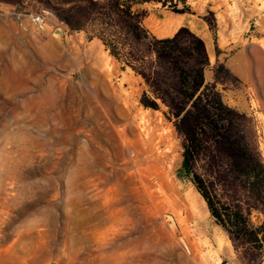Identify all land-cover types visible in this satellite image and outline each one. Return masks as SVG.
<instances>
[{
	"label": "rangeland",
	"instance_id": "obj_1",
	"mask_svg": "<svg viewBox=\"0 0 264 264\" xmlns=\"http://www.w3.org/2000/svg\"><path fill=\"white\" fill-rule=\"evenodd\" d=\"M111 1L0 0V264H199L177 221L189 210L186 198L205 226V237L223 240L208 264H264V187H246L239 171L248 159L264 164V0H187L222 46L235 44L228 55L250 61L242 75L219 63L215 76L225 89L242 90L253 116L235 110L242 116L225 124L226 138L205 144L193 165L234 235L212 216L182 167L184 138L177 119L160 100L159 110L141 104L144 94L152 97L149 86L126 66L128 60L148 75L160 74V86L168 89L171 73L169 66L156 67L153 35L133 33L148 10L131 8L128 14ZM131 1L137 0L119 2ZM138 1L164 6V0ZM31 13L52 22L39 30L26 17ZM180 38L191 42L186 34ZM97 40L100 47L93 43ZM113 49L119 59L111 55ZM95 63L123 91L122 101L111 108L91 90ZM126 106L145 115L157 135L171 136L160 148L171 156L178 198L175 206L148 212L139 228L122 217L109 219L106 205L115 180L130 172L118 135L129 121ZM244 142L248 157L240 155ZM235 213L242 219L233 225L229 216Z\"/></svg>",
	"mask_w": 264,
	"mask_h": 264
},
{
	"label": "trees",
	"instance_id": "obj_2",
	"mask_svg": "<svg viewBox=\"0 0 264 264\" xmlns=\"http://www.w3.org/2000/svg\"><path fill=\"white\" fill-rule=\"evenodd\" d=\"M119 1H111L113 8L117 11L126 10L130 14L134 2L131 1L128 6H125ZM163 3L164 5L169 4L171 10L177 14L192 13L187 0H177V2L164 0ZM179 4H182L183 7L179 8ZM67 23L72 30L79 29L72 25V22L67 21ZM133 27V33L138 38L151 37L149 32L143 28L142 22ZM182 34H186L191 42L185 44L180 38ZM151 38L154 40L152 52L155 54L157 69L165 70L169 66L171 76L168 79L169 83H165L168 89L164 90L158 81V78L161 77L160 74H156L154 77L148 75L143 69L134 68L127 60L126 66H130L144 78L152 94V97L144 94L141 104L147 109L159 110L158 100H160L168 107L169 113L177 119V130L184 138L182 167L188 177H193L192 181L206 201L212 216L231 235H234L232 228L226 226V222L215 207L211 196L205 190L204 180L194 172L193 165L197 157L202 154L205 144H220L219 140L226 138L227 126L225 124L231 123V117L234 115L241 117L242 115L224 104L220 93L215 91L214 85L206 84L205 70L209 66V57L202 39L187 28L180 29L171 39L157 40L153 36ZM111 55L119 59L116 49L111 50ZM248 151L249 146L244 142L240 149V155L248 157ZM248 160L249 162L239 164L241 176L246 179L243 184L246 187L252 184L253 186L259 185V188L262 189L264 187V164L259 160ZM232 217L229 216V222L231 221L233 225L235 221L242 219V216L236 213ZM245 225L247 227V224Z\"/></svg>",
	"mask_w": 264,
	"mask_h": 264
},
{
	"label": "bare ground",
	"instance_id": "obj_3",
	"mask_svg": "<svg viewBox=\"0 0 264 264\" xmlns=\"http://www.w3.org/2000/svg\"><path fill=\"white\" fill-rule=\"evenodd\" d=\"M93 52L91 51V54L94 56ZM99 68L97 63L92 66L91 90L102 105L111 108L116 101H122L123 91L114 86L108 70L105 72ZM125 113L129 116V121L125 122V127L118 131L119 134L116 131L115 133L119 135V143L123 146V152L127 156L126 163L131 165L130 172L126 173L125 179L115 178V187L109 190L111 196L106 205L109 219L118 221L122 217L127 223L139 228L148 212L154 209L160 210V208L165 210L166 204L175 206L178 200L175 195V185L170 178L171 156L160 148L167 143L171 136L157 135L156 129L151 130L148 126L150 124H147L149 122L146 116L138 113L134 115L133 108L126 106ZM108 119L110 118L108 117ZM127 131L130 132L133 139L128 137ZM117 148L119 149V147ZM182 201L184 204L188 202L189 208L186 216L177 215L181 233L186 240L184 245L193 252V261L199 264H208L210 255L216 256L222 249L223 240L212 235L215 238L209 241L205 237V226L198 217L191 200L186 198ZM164 210L162 211L164 212ZM213 248H216V251H213Z\"/></svg>",
	"mask_w": 264,
	"mask_h": 264
},
{
	"label": "crops",
	"instance_id": "obj_4",
	"mask_svg": "<svg viewBox=\"0 0 264 264\" xmlns=\"http://www.w3.org/2000/svg\"><path fill=\"white\" fill-rule=\"evenodd\" d=\"M132 9L148 10L147 16L142 20V26L149 34L156 38H173L180 29L187 28L202 39L209 57V66L205 70L206 84L215 86V89L221 95L222 101L229 108L245 115L253 116L247 112L249 101L244 98L242 90L225 89L215 76V67L219 63H224L231 73L241 75L245 72V66L250 65V61L245 58L243 59L241 56L239 58L236 54L233 56L227 54L230 49L235 48L233 42H230L227 46H222L220 39L210 29L206 20L194 12L177 14L170 10L167 5L159 8L157 5H149L146 2H140L138 0L133 3ZM93 43L96 47H100L101 45V42L98 40ZM243 77H246V75L244 74Z\"/></svg>",
	"mask_w": 264,
	"mask_h": 264
},
{
	"label": "built area",
	"instance_id": "obj_5",
	"mask_svg": "<svg viewBox=\"0 0 264 264\" xmlns=\"http://www.w3.org/2000/svg\"><path fill=\"white\" fill-rule=\"evenodd\" d=\"M21 17H22L21 15H18L17 21H20ZM26 17L28 18L30 23L39 30H45L52 22V20H50L49 17L46 16L45 14L31 13V14H28Z\"/></svg>",
	"mask_w": 264,
	"mask_h": 264
}]
</instances>
